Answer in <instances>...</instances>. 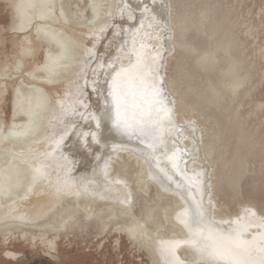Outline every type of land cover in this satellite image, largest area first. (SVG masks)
<instances>
[{"label": "bare ground", "instance_id": "6f19581e", "mask_svg": "<svg viewBox=\"0 0 264 264\" xmlns=\"http://www.w3.org/2000/svg\"><path fill=\"white\" fill-rule=\"evenodd\" d=\"M245 1L155 0L157 20L167 21L171 28V39L161 32L160 39L155 41L163 56L161 72L169 98L175 101L176 123L186 128L182 133L165 135L164 140L173 151L187 148L192 153L187 163L188 177L194 178L195 172L199 171L206 173L203 177L204 203L207 205L209 198L212 200L218 220L234 217L246 206L264 214V199L258 193L262 188L256 192L257 198H252V193L248 198L247 193L246 199L235 200V205L227 198L232 206L219 199L220 192L223 196L230 191L234 193L230 195L241 194L242 181L255 164L252 160L264 162V98L259 94V87L264 85V21L262 8L258 12L249 11ZM19 2L0 0V128L6 134L13 124L19 127L28 123L23 112L14 111L15 89L21 80L25 85L44 88L51 102L41 113L39 130L34 135L0 143V165H3L5 156L11 160V153L22 152L24 155L14 163L19 164L20 159L29 164L43 162L50 180L54 181L57 175H65L64 158L67 157L72 177L77 181L92 180L90 188L98 189V192L95 195L58 197L49 181H44L36 185L26 198L21 191L13 199L0 200V245L5 246L3 258L17 262L22 257V252L7 247L11 238H21L32 247L41 245L51 258V252L57 250L60 234L75 228L79 232L85 231L94 224L92 226L99 232L97 236L110 231L111 234L124 232L132 243L146 251L152 264H165L159 245L161 241L183 237L176 216L181 207L187 205L175 191V185L165 191L149 179V165L143 155L145 145L134 137L117 132L107 121L98 132L103 148L95 144L85 147L78 135H71L59 148L52 140L63 127L57 101L70 103L77 82L83 85L84 62L88 60L86 50L93 48L95 53L88 61L92 68L100 62L115 61L117 57L127 63L120 45L125 40L130 41L128 29L138 26L141 9L135 11V20H129L127 12L123 15L120 12L126 0H56L58 19L49 23L71 39L75 54L55 83L42 84L30 80L26 73L42 65L47 55H56L59 49L47 39L38 38L35 29L30 34L15 30L19 23L15 5ZM128 2L135 8L142 0ZM148 2L151 4L152 0ZM92 3L100 6L98 16L89 7ZM61 4L64 18H59ZM5 16L8 19L6 25L1 21ZM147 23L145 19L146 26ZM101 28L105 29L103 35L99 34ZM22 47H31L34 55L22 57ZM204 57H208L207 62ZM17 61L23 62V73L15 71ZM88 76L91 77L90 72ZM97 78L99 91L106 94L105 77L98 72ZM22 91L27 93L28 88ZM82 98L87 100L91 111H98L103 105V96L93 92L90 86L86 97ZM7 100L10 105L8 116L5 110ZM189 122L195 123V133L187 128ZM68 124H76L77 132L96 131L95 123L81 119L78 113L68 119ZM193 135L196 137L195 146ZM162 148L156 155L163 157ZM27 172L29 178L25 181V188L31 183V169L27 168ZM101 194L107 198H101ZM126 198L131 200L127 212L117 203V200ZM133 221L145 224L143 239L134 240L124 230ZM177 255L188 264L193 260L192 252L185 248L179 249Z\"/></svg>", "mask_w": 264, "mask_h": 264}, {"label": "snow or ice", "instance_id": "6c2138e0", "mask_svg": "<svg viewBox=\"0 0 264 264\" xmlns=\"http://www.w3.org/2000/svg\"><path fill=\"white\" fill-rule=\"evenodd\" d=\"M89 7L92 8L94 15H99V5L92 3ZM15 8L19 20L18 25L15 26L16 31L30 34L35 29L38 38L47 39L59 49L56 55H47L42 65H37L27 72V77L42 84L55 83L66 70L67 62L75 54V45L71 39L62 30L53 28L49 23L58 19L56 0H20ZM137 8L141 9L138 26L134 25L128 29L130 41L125 40L120 45V51L126 57L127 63L117 57L115 61L100 62L92 68L88 61L95 53L93 48L86 50L88 60L84 62L83 85L77 82L70 103L57 101L62 113L63 127L52 138L53 143L59 148L71 135H78L82 138L85 147L90 148L95 144L98 148H103L98 132L107 121L117 132L129 138L134 137L145 145L143 155L149 165V179L163 187L165 191L171 190L172 185H175V191L187 205L181 207L176 216V222L183 229V237L178 240L161 241L159 245V252L165 258V264H188L177 255L181 248L192 252L191 264H264V214L258 213L252 206H246L242 207L234 217L218 220L212 200L209 198L207 205L204 203L203 177L206 173L199 171L195 172L194 178L188 177L187 163L192 153L187 148L173 151L164 140L165 135H170L172 132L182 133L186 130L184 126H178L176 123L175 101L169 98L166 91L161 72L163 56L155 43L160 39L161 32L171 39V28L167 21L157 20L154 14L155 0H152L151 4L148 0H142V3L135 8L126 0L120 12L121 15L127 12L128 19L135 20ZM59 18H64L62 4L59 5ZM145 19L148 20L147 26ZM104 31L105 29L101 28L99 34L103 35ZM168 51L170 52L171 49ZM20 55L31 57L34 55V50L31 47H22ZM203 59L207 62L208 57ZM5 71L7 72V69ZM15 71L24 72L22 61H17ZM89 72L91 77L88 76ZM98 72L105 77L106 94L99 91ZM39 73L43 75H38ZM89 86L93 92L103 96V105L95 112L90 110L87 100L82 98L86 97ZM25 87L28 88L27 93L22 91ZM15 100L14 111L23 112L28 117V123L19 127L13 124L6 134L0 128V143L18 138L26 139L34 135L39 130L41 113L51 102L44 88L25 85L23 80L15 89ZM77 113L81 119L94 122L96 131L77 132L76 124L69 126L68 119ZM187 128L193 133L197 131L194 122H189ZM193 142L195 146L194 135ZM161 146H163V157L156 155L157 151L161 150ZM10 155L11 160L5 156L3 165H0V200L13 199L21 191H24L26 198L36 185L44 181H49L58 197H79L81 194L95 195L98 192V189L90 188L92 180L77 181L72 177L71 169L67 167V157L64 158V167L67 169L65 175H57L55 180L51 181L43 162L38 165L29 164L27 160L20 159V163L17 164L14 161L24 154L21 152ZM182 164L184 167H181ZM27 168L31 169V183L25 188V181L29 178ZM207 188H211L210 183L207 184ZM101 198L107 197L101 194ZM117 203L127 212L131 200L119 199ZM124 230L134 240L143 239L146 233L145 224L139 221H133Z\"/></svg>", "mask_w": 264, "mask_h": 264}, {"label": "rangeland", "instance_id": "374dc122", "mask_svg": "<svg viewBox=\"0 0 264 264\" xmlns=\"http://www.w3.org/2000/svg\"><path fill=\"white\" fill-rule=\"evenodd\" d=\"M245 3H247L245 6H248L249 11L251 10L252 12L253 10L254 12H258V9L261 10L260 8L264 9V0H254V2L253 0H246ZM245 10L247 11L248 9L245 8ZM261 17L264 21V14H261ZM1 21L6 25L8 19L5 16ZM6 50L8 52L10 51L9 45H7ZM173 65L174 63L171 64V69ZM259 88H261L259 89V94L264 98V85L262 84ZM8 102L9 101L7 100L5 104L7 116L10 108ZM252 161L256 165L253 163L255 166L251 165L250 172L245 175L244 180L242 181V189H240L241 194H237L239 197L233 195V192H228L226 190L228 194L226 195L224 192L225 197L223 196V192H220L222 194L219 196L221 197L219 198L221 202H228V199H230L231 204L235 205V200L238 202V199L241 197V200H245V197L248 195L247 193H249L248 198H257L259 195H262V197H260L264 199V194H261L264 193V167H262L264 166V162L261 160V162L259 160L257 161L263 163L261 166V164L255 162V159ZM260 188H262V190ZM257 191H259V195L256 193ZM230 193L233 194L230 195ZM250 193H252V196ZM253 193H256L254 195L256 197L253 196ZM261 198H259V200L262 202ZM230 202H228V205L232 206ZM92 225L94 224L89 225V228L85 231L81 230V232H79L76 231L77 228H75V230L69 229L68 232L60 234L57 250L51 252V258L46 255L49 253H47L43 246L36 245L32 247L25 243L21 238H11L6 244L7 247L22 252V257L17 262L4 259L2 251L5 246L0 245V264H152L146 251L132 243V240L129 239L124 232H119V234L113 232V234H111L110 231L109 233L105 232V235L97 236L99 232H97V230L94 229L95 226ZM107 233L111 235H107ZM115 242H117V244H115ZM2 260L5 261V263Z\"/></svg>", "mask_w": 264, "mask_h": 264}]
</instances>
